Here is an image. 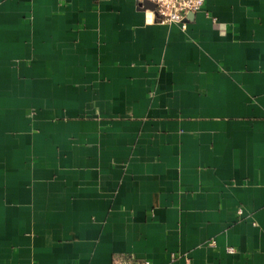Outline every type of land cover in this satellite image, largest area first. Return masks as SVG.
<instances>
[{
    "label": "crops",
    "instance_id": "obj_1",
    "mask_svg": "<svg viewBox=\"0 0 264 264\" xmlns=\"http://www.w3.org/2000/svg\"><path fill=\"white\" fill-rule=\"evenodd\" d=\"M142 4L0 0V264H264V0Z\"/></svg>",
    "mask_w": 264,
    "mask_h": 264
},
{
    "label": "built area",
    "instance_id": "obj_2",
    "mask_svg": "<svg viewBox=\"0 0 264 264\" xmlns=\"http://www.w3.org/2000/svg\"><path fill=\"white\" fill-rule=\"evenodd\" d=\"M139 2L147 1L155 5V13L159 22L163 25L183 24L188 14L200 12L205 5L206 0H138ZM186 29V25H182ZM233 253V249H229ZM127 261V263H126ZM150 264L149 262L137 261L135 259L116 260L114 264Z\"/></svg>",
    "mask_w": 264,
    "mask_h": 264
},
{
    "label": "water",
    "instance_id": "obj_3",
    "mask_svg": "<svg viewBox=\"0 0 264 264\" xmlns=\"http://www.w3.org/2000/svg\"><path fill=\"white\" fill-rule=\"evenodd\" d=\"M144 7H146L147 9H150L151 11H155V5L152 3H149L147 1H144L142 4Z\"/></svg>",
    "mask_w": 264,
    "mask_h": 264
}]
</instances>
